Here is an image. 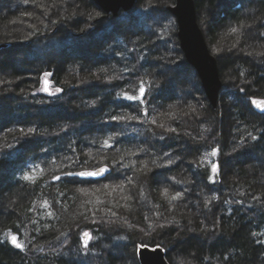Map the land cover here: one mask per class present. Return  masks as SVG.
I'll return each mask as SVG.
<instances>
[{"label": "trees", "instance_id": "obj_1", "mask_svg": "<svg viewBox=\"0 0 264 264\" xmlns=\"http://www.w3.org/2000/svg\"><path fill=\"white\" fill-rule=\"evenodd\" d=\"M2 2L0 114L11 121L0 126V264H139V242L159 244L169 264H264V112L251 104L264 98V0H195L199 21L211 6L203 21L223 86L217 109L178 41L164 37L176 36L172 16L159 22L174 0H136L128 32L98 19L93 0ZM90 23L101 30L87 54L76 42ZM45 74L54 94L39 91ZM141 86L142 100L125 98ZM102 164L123 178L167 174L172 185L138 190L144 223L126 192L116 209L77 214L84 179L69 173ZM179 169L187 181L172 178ZM183 198L192 221L175 207Z\"/></svg>", "mask_w": 264, "mask_h": 264}, {"label": "water", "instance_id": "obj_2", "mask_svg": "<svg viewBox=\"0 0 264 264\" xmlns=\"http://www.w3.org/2000/svg\"><path fill=\"white\" fill-rule=\"evenodd\" d=\"M93 2L105 13V15L100 16L98 19L110 16L116 17L121 11H129L136 4V0H93ZM166 10L175 18L179 48L186 62L195 70L210 106L216 109L219 103L220 90L222 89V80L217 58L211 53L203 30L198 23L195 0H174L173 4L166 5ZM91 28L92 23L88 24L84 28V31L88 32ZM5 46H7L6 43H0V49ZM42 82L44 94L49 95L51 92L50 79L44 77ZM253 99L264 102V98L261 97H255ZM252 100L251 104L253 108L257 112L263 113L252 103ZM102 167L106 168V170L100 175H76V173L82 171H96ZM110 172V166L102 164L95 168H86L71 172V176L81 179L100 180L105 178ZM56 180L54 178V181ZM142 245H146V247H142ZM157 246L159 245H139L137 247L139 264H169L165 258L164 249L161 246Z\"/></svg>", "mask_w": 264, "mask_h": 264}, {"label": "rangeland", "instance_id": "obj_3", "mask_svg": "<svg viewBox=\"0 0 264 264\" xmlns=\"http://www.w3.org/2000/svg\"><path fill=\"white\" fill-rule=\"evenodd\" d=\"M2 1L3 0H0V4L3 3ZM137 6H138V3L136 2V4L134 5V7L131 10L124 11V12H127L126 17H120V15H117L116 17H114V19L111 21L112 26L114 28V31H119V32L130 31V26H129L130 25V23H129L130 15L132 16V10H134V8H136ZM165 9H166V7H165ZM202 9H203V12L201 13L202 14L201 17L205 21V20H207V18L210 17L209 14H211V6L205 4ZM165 11L166 12H162V13H164V14H162V15H164V17L160 15L159 22H160V20H162V18H168L169 15L172 16L167 10H165ZM172 18H173L175 25H176L175 18L173 16H172ZM197 20H198V18H197ZM203 20H201V21L198 20V23L200 24V26L203 30V33H204L206 22H204ZM176 28H177V25H176ZM99 30H101V29L92 30V31H88V32L84 31V34H85L84 37L80 38L79 41L76 42L77 46L79 47L81 52H84L87 54H90L92 52V48H93L92 42L94 41L95 37H97ZM165 30H166V28H165ZM172 32H173V30H170V32H164V37L167 38V41H169L171 39L172 44H173V42L175 40L178 41L177 29H176V36L175 37H174ZM171 33H172V36H171ZM175 44H176V42H175ZM178 45H179V43H178ZM46 76L50 78V75H46ZM43 79H42V81H43ZM50 88H51L50 94H54L56 92V88L54 87L52 81L50 83ZM39 91L44 93L43 82H41ZM218 105H219V103H218ZM217 108H218V106H217ZM10 121H11V118L9 115L4 114V113L0 114V126L5 125V124L9 123ZM218 155H219V153L217 151V154L215 156H213L214 158L211 157L212 161H213V159L216 160L215 158H218ZM223 165H224V163H223ZM224 168H226V165L223 166V169ZM218 170H219V168H218ZM175 173L173 172L172 178H175V179L179 178L180 180H184V182L187 181L189 178L188 174H185L186 171L184 169H179V171H177ZM166 175L167 174H156V173H154V175H151L150 172H148V173L146 172V174H144V176H140L138 178L133 179L131 176L123 178L118 170H114V171L110 172V174H108L105 178L100 179V180L84 179V181L81 182L79 184L80 186L77 188V192L79 193L80 197H79V203L77 206V211H75V212H77V214H80V215L81 214H87L92 207H94V209L97 211V208L99 206H101V204H103L104 202H109L108 204L110 205V207H113L114 209H116V207L118 206L117 200L122 198L123 192H126L127 194L131 195L130 211L134 212V214L137 216V218L139 220L141 219L144 223L148 216L142 212V204L143 203L141 204V202H140L141 200L139 198L138 190H140L141 188L142 189L145 188V186L150 187L151 183H154V186L155 185L166 186L169 183H170V185H172V183L169 182L170 179ZM3 178H5V177H3L2 173H0V187L2 186V184H4ZM90 180L93 182H91ZM106 185H107V187H105ZM185 185L186 184H183V186H185ZM185 189L188 192L187 196H192L193 191H192V189H190V185H189V187H187ZM107 196L112 198V202L109 201V199H104ZM183 199L181 200V203L177 206L175 205V207H176V209H180V211L184 210V214L187 216L188 221H192V216H193L192 208L188 205L187 202H185V199L184 200ZM126 210H127V208L125 209V212H128ZM176 211H178V210H176ZM119 230H122V228H119ZM84 232H89V230H84L83 233ZM12 235H15L17 237V242L19 244H21L22 246H24L23 239L19 235H17L16 233H12L9 235V242L11 244H13L11 242V236ZM168 237H170L168 235V232H165L163 234V236H161L160 238L163 240H166V239H168ZM152 243H155V242L152 241ZM141 244L142 243L139 242L136 244V246L138 247ZM156 245H159V244H156ZM114 254H117V251H115ZM120 255H121V258H119V261L120 262L122 261L123 263H125V261L127 260V258H126L127 255L126 254L123 255V253L121 251H120ZM119 261L117 263H119Z\"/></svg>", "mask_w": 264, "mask_h": 264}, {"label": "snow or ice", "instance_id": "obj_4", "mask_svg": "<svg viewBox=\"0 0 264 264\" xmlns=\"http://www.w3.org/2000/svg\"><path fill=\"white\" fill-rule=\"evenodd\" d=\"M233 32L236 31V29H232ZM47 75V74H45ZM44 90H47V89H44ZM57 91H59V89H57ZM145 93V89L141 86L139 89H138V95H127L126 93L124 94L125 95V98L127 99H130V100H142V97ZM252 103L257 107L259 108L262 112H264V102L262 101H259V100H255L253 99L252 100ZM169 115H172V114H169ZM113 119H117L116 117H113ZM153 123H155V121H153ZM29 131H32L31 129H29ZM105 147L108 146L107 144V141L105 142ZM217 154V150L216 149H213L212 152H211V155L212 156H215ZM218 164L216 163H213L211 165V170H212V173H213V176H215V174L218 173ZM106 170V168H99L97 169L96 171H82V172H79V173H76V175H80V176H95V175H100L102 172H104ZM69 175H71V173H69ZM55 179H59L58 177H55ZM107 187V185L105 186ZM181 195V193H176V195L174 197H172V199H176L178 198L179 196ZM83 237H87L88 240L91 239V235L89 232H84L82 234V242L84 244V247L87 248L88 246V242L86 240H83ZM11 242L18 248H22L23 246L21 244H19L17 242V237L15 235H12L11 236ZM142 247H146V245H142ZM159 247V246H157Z\"/></svg>", "mask_w": 264, "mask_h": 264}]
</instances>
